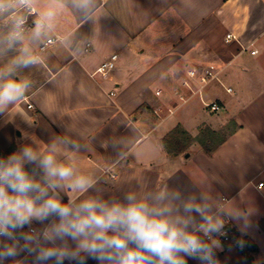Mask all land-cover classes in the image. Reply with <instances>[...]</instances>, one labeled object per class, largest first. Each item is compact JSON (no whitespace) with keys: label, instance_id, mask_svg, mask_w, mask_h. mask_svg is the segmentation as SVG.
<instances>
[{"label":"crops","instance_id":"crops-1","mask_svg":"<svg viewBox=\"0 0 264 264\" xmlns=\"http://www.w3.org/2000/svg\"><path fill=\"white\" fill-rule=\"evenodd\" d=\"M33 5L55 15L39 38L33 28L24 35L41 62L27 68L31 87L9 109L12 120L0 117V154L25 133L45 143L67 134L95 149L83 154L85 169L128 153L114 170L117 184L171 177L191 186L209 177L215 192L254 210L242 250L236 225H226L221 264H264V0H99L87 20L71 0ZM50 37L56 42L41 50ZM114 54V68L98 72ZM206 70L216 77L202 83ZM213 101L217 112L206 106ZM177 127L192 138L206 129L226 138L211 153L195 140L172 154L164 137Z\"/></svg>","mask_w":264,"mask_h":264},{"label":"clouds","instance_id":"clouds-1","mask_svg":"<svg viewBox=\"0 0 264 264\" xmlns=\"http://www.w3.org/2000/svg\"><path fill=\"white\" fill-rule=\"evenodd\" d=\"M34 3L0 0V17L12 20L10 30L0 34V117L5 122L31 87L21 71L41 62L25 43L27 18L15 14ZM71 4L87 20L99 0ZM54 15L50 7L33 21L34 37ZM15 144L13 151L0 154V264H221L217 252L224 250L226 225H236L235 247L241 250L247 244L243 237L255 227L254 210L241 206L243 199L237 203L215 192L209 177L191 180V186L170 184L171 177L158 184L142 179L117 184L114 170L128 153L85 169L82 156L95 149L70 135L45 143L25 133Z\"/></svg>","mask_w":264,"mask_h":264},{"label":"built area","instance_id":"built-area-1","mask_svg":"<svg viewBox=\"0 0 264 264\" xmlns=\"http://www.w3.org/2000/svg\"><path fill=\"white\" fill-rule=\"evenodd\" d=\"M19 12L21 16H25L27 18V23L24 25V30L26 29H30L33 27V21L36 20L39 17V12L37 10V8L33 5L32 8L29 10L28 8H24V7H18L15 9V13ZM231 35H229L230 37ZM57 38L54 37H50L48 38L44 44H42L40 46L41 50L46 49V47L50 44H53L54 42H56ZM118 55L114 54L110 60L104 62L98 69L97 71L100 73H107L109 72L112 68H114L115 66V60L117 59ZM197 74V71L195 70H191L190 71V75L195 76ZM200 76V81L202 83H208L209 81H211L212 79H214L216 77V74L214 71L211 70H206L203 73L199 74ZM187 86H190L188 83H186ZM183 99V97H181ZM32 104H28V107H32ZM206 106L210 109V111L212 112H217L221 109V106L218 104V102L213 101L210 103H206ZM260 185H263V183H260ZM225 231L227 233L226 236L221 237L222 241H228L231 238V230L225 228Z\"/></svg>","mask_w":264,"mask_h":264},{"label":"trees","instance_id":"trees-1","mask_svg":"<svg viewBox=\"0 0 264 264\" xmlns=\"http://www.w3.org/2000/svg\"><path fill=\"white\" fill-rule=\"evenodd\" d=\"M226 136L220 132H214L210 129L204 130L196 138H192L182 128L177 127L164 137V144L169 153L178 154L187 150L190 142L198 140L207 152H213L220 145Z\"/></svg>","mask_w":264,"mask_h":264},{"label":"rangeland","instance_id":"rangeland-1","mask_svg":"<svg viewBox=\"0 0 264 264\" xmlns=\"http://www.w3.org/2000/svg\"><path fill=\"white\" fill-rule=\"evenodd\" d=\"M16 15H20L19 12L15 13ZM12 26V20L9 16L5 15L3 17H0V34H6L10 28ZM33 28V27H32ZM30 30V29H26L24 30V35L25 33ZM15 53H12L10 52L8 55L11 56V55H14ZM7 59V57L5 58ZM0 63H2V61H0ZM25 73H28V69L25 68L21 71V76L24 78L25 77Z\"/></svg>","mask_w":264,"mask_h":264}]
</instances>
